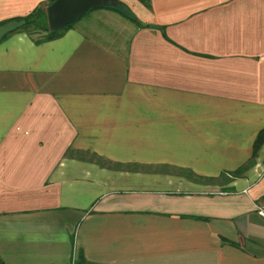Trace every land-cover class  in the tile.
<instances>
[{
    "label": "crops",
    "instance_id": "0c3cea01",
    "mask_svg": "<svg viewBox=\"0 0 264 264\" xmlns=\"http://www.w3.org/2000/svg\"><path fill=\"white\" fill-rule=\"evenodd\" d=\"M118 1L0 0V264H264V0Z\"/></svg>",
    "mask_w": 264,
    "mask_h": 264
},
{
    "label": "water",
    "instance_id": "95a60500",
    "mask_svg": "<svg viewBox=\"0 0 264 264\" xmlns=\"http://www.w3.org/2000/svg\"><path fill=\"white\" fill-rule=\"evenodd\" d=\"M117 6V0H55L46 8L48 29L56 33L92 10Z\"/></svg>",
    "mask_w": 264,
    "mask_h": 264
},
{
    "label": "trees",
    "instance_id": "16d2710c",
    "mask_svg": "<svg viewBox=\"0 0 264 264\" xmlns=\"http://www.w3.org/2000/svg\"><path fill=\"white\" fill-rule=\"evenodd\" d=\"M55 1V0H51V3ZM50 3V4H51ZM105 9H109V10H113L117 13H119L122 17H124L125 19L129 20V21H136L133 16L131 15L130 11L128 10V8L122 4L121 2L118 1V6L116 8H105ZM37 13V16H40V18L44 19L46 21V9L45 8H37L36 10H34L31 14H29L27 17L25 18H22V19H15V23H18V25L21 23V21H25L26 18H29L31 16H34V14ZM83 17V16H82ZM81 17V18H82ZM80 18V19H81ZM79 19V20H80ZM78 21V20H77ZM76 21V22H77ZM25 25L24 24H21L19 26H17L14 31H22L24 32V29H22V27ZM70 26L72 25H69L67 26L64 30L62 31H59V32H50L49 29L46 27L45 29H41V30H44V32L46 33V35L43 37V40H50V39H53V38H56L58 36H60L67 28H69ZM264 143V129H262L257 137H256V140L254 142V145H253V153H252V158H254L259 150V148L262 146V144ZM250 165V163H249ZM242 170L243 168L237 170L236 172H233L231 175L232 176H236V175H240L242 173ZM74 264H87L85 259L82 257V256H79L77 258V261L74 262Z\"/></svg>",
    "mask_w": 264,
    "mask_h": 264
},
{
    "label": "rangeland",
    "instance_id": "374dc122",
    "mask_svg": "<svg viewBox=\"0 0 264 264\" xmlns=\"http://www.w3.org/2000/svg\"><path fill=\"white\" fill-rule=\"evenodd\" d=\"M24 23L25 25L22 27V29H24V32L26 34L31 35L33 38L43 39V37L46 35L44 30H41V29H45L46 27L48 28L47 17L45 21L44 19L40 18V16H37V13H36L34 14V16L26 18L25 21L24 20L21 21L19 25L24 24ZM224 180L229 181V179H226V178L223 179V177H221V180H220L221 184L224 182ZM213 182L214 181H212V183ZM215 182L213 184H215Z\"/></svg>",
    "mask_w": 264,
    "mask_h": 264
},
{
    "label": "built area",
    "instance_id": "2783aa9c",
    "mask_svg": "<svg viewBox=\"0 0 264 264\" xmlns=\"http://www.w3.org/2000/svg\"><path fill=\"white\" fill-rule=\"evenodd\" d=\"M254 210H255L256 214L264 222V198H262V199H260L254 203Z\"/></svg>",
    "mask_w": 264,
    "mask_h": 264
}]
</instances>
